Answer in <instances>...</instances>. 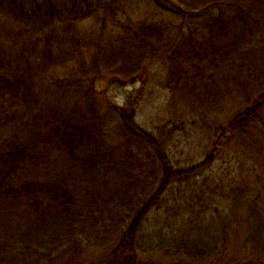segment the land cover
<instances>
[{
    "label": "trees",
    "instance_id": "obj_1",
    "mask_svg": "<svg viewBox=\"0 0 264 264\" xmlns=\"http://www.w3.org/2000/svg\"><path fill=\"white\" fill-rule=\"evenodd\" d=\"M157 61L171 101H244L214 144L264 122V0H0V264H264L256 160L201 181L212 150L174 168L166 127L158 144L136 121L140 93L107 96L146 85ZM134 143L159 168L137 165ZM98 248L105 257L77 263Z\"/></svg>",
    "mask_w": 264,
    "mask_h": 264
},
{
    "label": "rangeland",
    "instance_id": "obj_2",
    "mask_svg": "<svg viewBox=\"0 0 264 264\" xmlns=\"http://www.w3.org/2000/svg\"><path fill=\"white\" fill-rule=\"evenodd\" d=\"M143 8L144 6L140 4L135 7V10L139 11L140 9L142 11ZM155 11L156 9L152 7L149 14H151V18L158 20ZM163 66L164 64L161 61L153 63L152 66L148 65V81L145 83L146 85H143L141 79L133 81L131 78L124 85L120 82L118 85L109 86L107 96L112 101L122 105L131 101L132 96H137L136 94L140 93L141 106L138 109L136 121L142 128L156 137L158 144L163 141L162 137L160 138V135H158L159 131L166 127L167 135L164 138L166 143L159 146H161V150L167 155V158L174 162V168H187L197 165L212 150V153H214L213 162L203 174H208V176L201 179V181L207 178L211 181L219 180L231 167L232 163L234 164L235 161L241 160L247 165L248 161L256 160V166L264 172L263 121L260 120L257 123L251 117L254 122L248 123L243 133L231 139L229 137L231 132H226L223 145H219L217 141L215 144L213 143L216 137L215 134L220 130L219 127L225 122H230L229 119L236 116L244 101L239 96L233 95L230 100H225L219 108L211 112L204 106L192 103L189 98L181 94H177V97L171 101L170 92L156 86L157 81L166 73V67L163 68ZM103 84L105 83L102 81L96 83L99 87ZM141 87L143 89L142 92H140ZM151 92L153 93L151 94ZM117 125V123L112 124L113 133L116 134L121 131L123 133V129L117 128ZM147 147L145 144L136 145L134 143L131 151L133 152L135 163L139 160L140 163L138 164L137 162L136 164L141 166L145 172L151 173L152 168H159L161 157L160 153L157 155V153H153L152 149H147ZM112 174L116 177L117 171H113ZM117 182L123 185L126 180L122 176H117ZM86 247L87 244L83 243L84 250ZM26 254L28 256V253ZM63 255H68V253H63ZM81 256L84 257L83 255ZM105 256L106 251L98 248L92 253H87L86 260H82L80 257L81 260L78 259L77 263L99 260ZM28 259L30 263L26 261L25 264H37V260L34 257L28 256Z\"/></svg>",
    "mask_w": 264,
    "mask_h": 264
}]
</instances>
